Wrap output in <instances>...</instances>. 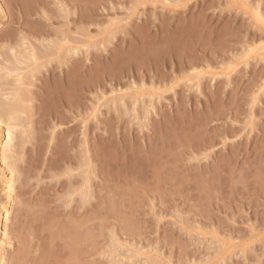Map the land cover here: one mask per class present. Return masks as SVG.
Returning <instances> with one entry per match:
<instances>
[{
	"label": "rangeland",
	"instance_id": "374dc122",
	"mask_svg": "<svg viewBox=\"0 0 264 264\" xmlns=\"http://www.w3.org/2000/svg\"><path fill=\"white\" fill-rule=\"evenodd\" d=\"M24 1L33 3L26 17L31 25L45 24L47 15L37 14L39 11L34 12L33 7H40V3L47 1L46 3L53 9L51 12L55 26L60 27L58 21L62 22L64 17L63 4L66 0H3L8 16L0 23V33L15 29L14 18L20 11H24ZM114 1L118 8L125 10L126 7H132L137 0H123L124 3L122 0ZM163 1L157 5L149 3L148 6L137 9L133 20L128 24L123 23V29L115 35H109L111 38L106 35L111 41L106 39L101 50L92 49L97 55L94 58L90 56L92 61L88 71L91 77L95 66H98V70L100 67H108L112 73L123 79L125 84L123 92L109 91L100 102L97 93L88 94V113H91L96 105H101L99 112L91 114L90 117L91 150H94L97 137L106 146L102 162L97 165L103 168L105 175L102 184L106 197L103 217L101 216L105 247L102 250V264H149L154 257L156 260L165 258L176 261L182 247L196 253L200 245L203 247L208 244L206 241L215 230L217 235H222V239L225 236L226 240L231 238L235 247L222 259L218 255L221 252L220 244L211 238L212 244L209 242V246L211 245L212 249L200 253V257L198 255L190 264H264V56H262L264 50L253 54L255 56L243 58L246 60L242 59L243 62L237 58L238 55L243 56L245 50L248 51L255 43V34L264 36V32L256 27L258 21L251 12V7L245 9L231 0H210L209 4L214 2L209 8L211 10L207 8L205 11L204 2L199 0L201 4L194 5L191 10L183 7L176 9L177 17L171 16L173 11L167 5L169 1ZM173 1H176L174 4L177 3V0ZM37 4L39 5L36 6ZM125 14V12L121 14L122 16L119 14L118 17L123 18ZM110 22L111 15H104L102 24L109 26ZM144 25L147 40L142 36L144 33L135 36L137 29ZM91 30L95 33L96 28ZM164 36L166 39L169 37L168 42ZM143 40L146 43H143ZM259 43H264V39ZM7 51L0 42V61L3 55L7 56ZM224 54L231 56L227 63L205 66L199 62L200 65L194 70L207 69L212 70L214 74L206 73V76L202 75L190 83L189 80L181 81L182 83L168 90L164 96L155 98L145 96L140 104L128 94L125 96L127 101L120 103L118 109L117 106L110 107L114 96L134 91L133 88L130 89L132 82H135L136 87H140L141 84L155 85L153 80L158 71L181 76L179 71H174L175 64L180 61H188L189 58L199 60L200 56L208 60L209 56L218 57ZM229 65H236L237 69L234 67L232 70L228 69L229 72L222 71ZM101 72L96 78L105 80L106 73L109 72L104 70ZM250 86H253L251 91L244 92ZM253 97H256L255 104L252 101ZM107 100L109 103L104 105ZM234 127H238L240 131L238 134L230 133L223 138L220 136L222 131L230 132L229 130H233ZM124 140L126 142H123ZM210 141L213 146L204 153L195 151L198 148L194 144H205ZM131 152L135 153L136 170L126 165V156ZM143 162H149L152 166L145 168ZM153 170L156 172L155 175L152 173ZM36 179H32V189L38 191L41 186L46 185L48 179L40 181ZM15 193L9 210L11 218L6 225L5 215L3 218V229L6 226L9 233L8 242L13 244L9 248L13 255L18 252V244L13 236L16 215L21 207L30 211L39 208L35 206V202L29 204L28 200L22 204L19 193ZM3 197L5 193L0 189V200ZM205 215L206 219H213L207 221L208 228L203 226ZM89 232L92 237L98 234L97 230ZM192 232H198V237L201 236L193 244L187 238ZM126 233L130 237L126 236ZM121 243L122 246L119 245ZM93 244L92 239L90 245ZM129 247L133 249L130 253L127 251ZM95 258L89 257L85 264H96Z\"/></svg>",
	"mask_w": 264,
	"mask_h": 264
},
{
	"label": "bare ground",
	"instance_id": "6f19581e",
	"mask_svg": "<svg viewBox=\"0 0 264 264\" xmlns=\"http://www.w3.org/2000/svg\"><path fill=\"white\" fill-rule=\"evenodd\" d=\"M161 1L162 0H137L134 2V5L132 4V7H126V9L123 10L118 8L114 0H66V3L63 4L65 12L64 17H62V22L58 21L60 27L55 26V20L51 12L53 9L46 3L47 1L40 3V7L38 6L39 4H37L36 6L39 8L33 7L34 12L37 13L39 11L37 14L42 13L47 15V19L44 21L45 24L43 26H38L36 24L31 25L26 17L29 15L32 2L24 1V11H20L19 15L14 18L13 24L16 26L15 29L6 33H0V42L4 45V48L8 50L7 56L2 54L3 59L0 61V189L5 193V197L0 200V264H85L89 257H96L94 259L97 261L96 264H102V250H104L105 247L103 245L104 239H102L103 221L101 216L104 205L106 204V197L103 194L104 190H102V184L105 180V175L103 173V168L97 165L102 162L106 146L99 137H97L98 140L95 139L94 150H91L90 137L92 133L90 117L91 114L95 115L99 112L101 105H96L92 112L88 113V94L90 92L97 93L99 95L98 101L100 102L104 98V94L109 91L123 92L125 84L122 81L123 79H120L119 76L112 73L108 67L99 66L100 68L98 70V66H95L97 69L94 68V74L91 77L88 71L90 61H92V57L90 56L94 58L95 55H97L92 49L95 50L99 48L101 50L103 48L107 39L106 35H108V37L109 35H115L123 29V23L126 22L128 24V22L132 21L137 9L146 7L149 3L157 5V3ZM167 1H169V4H167L168 7L172 8L173 13H175L174 15H172L173 13L171 14L172 17L178 15L176 9L180 7L190 9L196 4H201L199 0H177L175 4L174 2L176 1ZM209 1L210 0H202V2H204V11L207 8L211 10L209 8L212 7L214 2L209 4ZM231 1L232 3L241 5L245 9L251 7V12L258 21L256 27L262 29L264 32V0L258 3H253L249 0ZM19 2L22 3L21 1ZM207 3L209 5H207ZM124 12L126 14L123 18L118 17ZM104 15H111L112 17V22H110L111 24L109 26H104V24H102ZM7 16L8 11L3 0H0V23L4 18H7ZM145 22H147V20ZM186 26L188 25H185V27ZM92 28H96L95 33H92ZM145 30L146 25L140 27L137 29V34H135V36L143 34ZM174 33L175 32H173V34ZM252 33L255 34L254 32ZM142 36H145V38L147 37L145 33ZM177 36L179 35H176V37ZM109 38L107 41H111ZM168 39H166L167 42L169 41ZM170 39H172V37H170ZM263 39V35L255 34V43L253 42L255 45H251L248 51L245 50L246 53L243 54V56L238 55L237 58L242 61L243 58H249V56L251 57L253 54H258L261 50L263 52L264 43H259ZM143 43H146V41L143 40ZM262 56H258V58H262ZM230 57V55L225 56L224 54V56L218 57L209 56L208 60L200 56L199 60L189 58L188 61H180L176 63L175 68H173L175 72L179 71L181 76L175 75L176 73L171 75V73L158 71L156 78L153 80V84L155 85L146 86V84H141L140 87H136L135 82H132L133 85L130 89L133 88L132 90L134 91L114 96L111 99L113 104H111L110 107L113 108L117 106L116 108L118 109V106H121L122 103L127 101L125 96L128 94L132 96L131 98L135 99L136 103L141 102V99L145 96L150 98L164 96L168 90L174 89L181 81L186 82L185 80H189L190 83V81L198 80L206 73L210 75L213 73L212 70L208 71L207 69V71H204V69L203 71H194L196 66L200 65L199 62L205 66H212L213 64L216 65V63H224L230 59ZM96 64L99 65V63ZM235 66L236 65L226 66V68L224 67L225 70L222 69V71H227L228 69L232 70ZM237 67L239 68V66ZM103 70L109 72L106 73L105 80L96 78ZM214 80L215 79H213V81ZM200 86L201 85H199V87ZM252 87L253 86L248 87L244 92L247 93L251 91ZM252 101L254 102L253 104H255L256 97H253ZM107 103H109L108 100L104 105ZM253 104L251 103V105ZM237 128L234 127L233 130H229L230 132H226V130L225 132L222 131L220 136L223 138L225 136L227 137L230 133L238 134L240 131H238ZM243 132L241 133L243 134ZM123 142H126V140ZM194 145L198 148L195 151L202 154L209 149V147L213 146V143L210 141L205 144L196 143ZM134 159H136L135 153L131 152L126 156L125 161L129 168L136 170L137 167L135 166ZM143 165L145 168L152 166L149 162H143ZM152 173L153 175L156 174L154 170ZM32 179H36V181L48 179V181L46 185L40 187V190L35 191V189H32ZM15 192L19 193L18 196L22 204L28 200L29 204L35 202V206L39 208L35 211H30L29 209H23L21 207L16 215L13 236L18 244V252L13 255V251L9 250L13 244L12 242H8L7 236L9 233L7 232L6 226L5 229H3V218L5 215L6 225L11 218L9 210L12 206L13 197L16 194ZM202 219H204V217L201 218V220ZM209 219H211V221L213 220L212 218ZM209 219H206L205 215L204 224L201 223V221L200 223L208 228L209 224L207 221ZM183 229L185 231V228ZM187 229L190 230L189 228ZM90 230H97L98 234L92 237L89 232ZM215 231H213V235H210L211 237L209 240L207 239L208 241L206 242H208V244L206 243L203 247L200 245L198 249L196 248V253L191 249L182 247L181 254L176 260L178 264H190L195 258H198V255L200 257V253L211 250V245L209 246L211 238L217 240L220 244L219 247H221V252H219L218 255L223 259L225 254L227 255V253L235 247V244L231 242V238V240L229 238V240H226L227 236L222 239V235H217ZM189 232L190 231H188V233ZM197 233L192 232V234L187 237L189 241H192V244L197 242L199 237H201H198L199 234ZM201 233L203 234V232ZM125 235L129 236L128 233ZM92 239L94 244L90 245ZM210 244L212 243L210 242ZM119 245L122 246V243ZM130 248L131 247L127 250L129 253L133 251V249ZM158 250H160V248ZM161 256L163 255L161 254ZM156 257L159 256L156 255ZM176 261L165 258L156 260L154 257L151 262L148 263L175 264ZM225 261L226 260H224V262Z\"/></svg>",
	"mask_w": 264,
	"mask_h": 264
}]
</instances>
